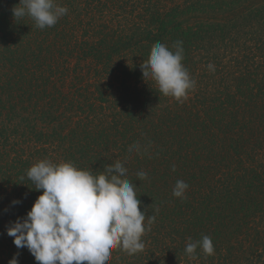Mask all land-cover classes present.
<instances>
[{"label":"trees","instance_id":"1","mask_svg":"<svg viewBox=\"0 0 264 264\" xmlns=\"http://www.w3.org/2000/svg\"><path fill=\"white\" fill-rule=\"evenodd\" d=\"M19 2L0 0V264H37L6 229L42 194L26 176L41 160L126 167L155 221L106 264H264V0H56L68 12L44 29ZM176 41L196 82L182 102L140 68ZM204 235L214 254L190 258Z\"/></svg>","mask_w":264,"mask_h":264},{"label":"clouds","instance_id":"2","mask_svg":"<svg viewBox=\"0 0 264 264\" xmlns=\"http://www.w3.org/2000/svg\"><path fill=\"white\" fill-rule=\"evenodd\" d=\"M67 12V7L56 0H20L12 9L14 19L27 15L39 29L54 26ZM182 44L176 41L173 51L157 42L147 61L140 65L145 80L151 77L160 93L178 102L187 98L196 83L182 63ZM208 67L213 68L211 64ZM133 149L140 152L139 145L131 146L129 151ZM126 175L127 169L119 161L104 165L98 175L78 169L71 162L41 160L33 164L26 176L42 194L26 217H18L7 227V235L14 238L18 249L26 247L37 264H106L116 248L129 255L142 251V236L150 230L155 216L148 217L146 226L136 186L123 178ZM137 176L145 179L147 173L140 171ZM188 187L185 181L178 180L173 195L184 198ZM18 203L12 201L13 205ZM198 247L206 256L214 254L213 242L207 235L194 242L189 238L185 252L194 258ZM17 255L8 264H18Z\"/></svg>","mask_w":264,"mask_h":264}]
</instances>
